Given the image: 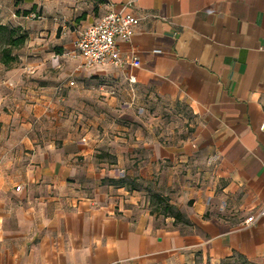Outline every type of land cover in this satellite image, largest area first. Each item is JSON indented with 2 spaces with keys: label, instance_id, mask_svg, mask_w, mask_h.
<instances>
[{
  "label": "crops",
  "instance_id": "0c3cea01",
  "mask_svg": "<svg viewBox=\"0 0 264 264\" xmlns=\"http://www.w3.org/2000/svg\"><path fill=\"white\" fill-rule=\"evenodd\" d=\"M104 1L101 17L138 19L118 41L123 67L78 69L74 55L61 78L4 98L0 264H264V0ZM39 35L38 77L59 66ZM97 82L117 96L97 98ZM154 96L186 108L182 142L134 123ZM121 173L130 185H116Z\"/></svg>",
  "mask_w": 264,
  "mask_h": 264
},
{
  "label": "rangeland",
  "instance_id": "374dc122",
  "mask_svg": "<svg viewBox=\"0 0 264 264\" xmlns=\"http://www.w3.org/2000/svg\"><path fill=\"white\" fill-rule=\"evenodd\" d=\"M104 0H0V23L11 27H22L30 36L39 35V42L49 44V55H46V61L52 62L51 57L58 58L59 66L54 69L52 74L42 72L41 75L34 76L33 69H28L30 63L35 61L30 49L31 38L28 39L26 45L16 51L19 61L10 67L0 64V126L5 124L1 115H10V102L4 101V98H23L22 86L28 83L53 82L57 78H61L64 71L72 69V60L78 58L74 33L78 28L85 26L88 17L98 19L103 15ZM26 11H30L29 15ZM72 41L74 49L65 51L60 47L61 43ZM44 57L37 60L43 62ZM48 58V59H47ZM64 83V82H62ZM97 89L100 94L97 98H105L109 95L117 96V89L111 84L102 85L97 82ZM102 85V86H101ZM101 87L103 89L101 90ZM62 87L56 92L60 98ZM108 91L106 95L102 93ZM151 98V97H150ZM137 121L136 125H149L157 128L165 141H171L175 138L176 142L185 140L191 132L190 119L186 108L183 105L172 103L159 97H152L148 102H144L135 109ZM12 123H10L11 125ZM120 184H125L126 177L124 173L120 174ZM128 185L130 183L127 182ZM155 205H159L158 201ZM165 205H162L161 212ZM163 214V213H162ZM231 264H247L241 259Z\"/></svg>",
  "mask_w": 264,
  "mask_h": 264
},
{
  "label": "built area",
  "instance_id": "2783aa9c",
  "mask_svg": "<svg viewBox=\"0 0 264 264\" xmlns=\"http://www.w3.org/2000/svg\"><path fill=\"white\" fill-rule=\"evenodd\" d=\"M138 19L133 13L125 10L110 9L93 25L82 29L77 34L75 41L78 57L82 60L78 69H93L97 66L110 64L121 68L126 64L118 41L129 42L135 34V25ZM132 66L140 67L141 62L134 57ZM74 85V82H71ZM264 131V123L262 125ZM18 187L17 190H20ZM264 216L262 210L258 218ZM257 217H249L247 224L255 222Z\"/></svg>",
  "mask_w": 264,
  "mask_h": 264
},
{
  "label": "trees",
  "instance_id": "16d2710c",
  "mask_svg": "<svg viewBox=\"0 0 264 264\" xmlns=\"http://www.w3.org/2000/svg\"><path fill=\"white\" fill-rule=\"evenodd\" d=\"M30 13V11H26L27 15ZM28 39L29 34L22 27H11L0 23V64L8 68L17 63L19 56L16 54V51L22 49ZM115 183L116 185L123 186L119 182ZM157 201L159 205H165L164 198L159 197ZM162 213L165 217H175L176 220H182V215L175 213L173 207L167 204L164 206Z\"/></svg>",
  "mask_w": 264,
  "mask_h": 264
}]
</instances>
